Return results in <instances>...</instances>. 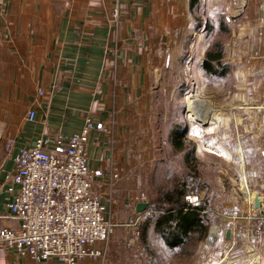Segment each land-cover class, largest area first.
Here are the masks:
<instances>
[{
	"label": "crops",
	"instance_id": "crops-1",
	"mask_svg": "<svg viewBox=\"0 0 264 264\" xmlns=\"http://www.w3.org/2000/svg\"><path fill=\"white\" fill-rule=\"evenodd\" d=\"M239 4L242 12L234 15L238 25L229 30L223 47L224 107L213 108L217 92L208 86L197 97L208 107L210 121L200 124L190 114V95L175 96L182 103L175 124L185 134L184 144L191 143L192 159L206 152L209 164L217 157L223 161L218 169L223 205L205 211L207 216L219 214L211 223L214 238L204 239L222 248L212 250L210 264H264V230L257 232L254 222L232 225L224 219L236 202L232 185L238 183L242 194L239 209H246L245 198L264 193V0ZM196 10L191 0H0V227L18 226L9 204L18 192L12 179L21 149L41 135L52 140L81 132L87 116L93 115L104 130L89 135V166L105 173L94 180L93 191L102 200L105 217L116 224L110 237L97 244L104 252L97 264H161L157 251H170L181 261L185 246L200 242L184 239L172 246L177 233L179 241L183 238L178 231L168 241L161 237L155 223L160 212L150 214L153 200L146 185L155 180L157 164L169 174L165 150L178 158L185 149L175 146L171 136L165 145H156L150 85L153 69L159 71L161 85L165 81L167 60L181 51L179 41ZM208 50L190 47L186 57L205 58ZM183 57H175L178 77L186 71ZM194 66L202 79L213 76L202 64ZM31 110L32 121L27 119ZM184 111L187 119L192 117L187 123ZM9 137L16 140L10 149ZM179 167L175 182L184 180V168L196 173L187 160ZM142 202L147 206L138 210ZM0 264L37 263L26 253L0 248ZM39 264L59 262L51 258Z\"/></svg>",
	"mask_w": 264,
	"mask_h": 264
},
{
	"label": "built area",
	"instance_id": "built-area-1",
	"mask_svg": "<svg viewBox=\"0 0 264 264\" xmlns=\"http://www.w3.org/2000/svg\"><path fill=\"white\" fill-rule=\"evenodd\" d=\"M27 119L34 120L35 111ZM94 130H104V124L88 115L81 132L52 140L41 135L21 149L12 179L18 192L9 204L18 226L0 227V248L26 253L37 264L51 258L59 264H97L104 257L97 244L110 237L116 224L105 217L102 200L93 191L94 180L105 176L89 166L87 142ZM15 141L9 137L7 147ZM256 194L259 207L253 202ZM245 199L246 209L230 208L224 219L232 225L254 222L256 231H263L264 193ZM187 201L201 203L193 191Z\"/></svg>",
	"mask_w": 264,
	"mask_h": 264
},
{
	"label": "rangeland",
	"instance_id": "rangeland-1",
	"mask_svg": "<svg viewBox=\"0 0 264 264\" xmlns=\"http://www.w3.org/2000/svg\"><path fill=\"white\" fill-rule=\"evenodd\" d=\"M242 9L243 7L241 4H239V0H200L199 7L193 14L191 13L190 15L192 19L191 22L188 24L187 30L184 32V37L181 39V41H179V45L182 47L181 51H178L177 54L169 56L167 60L168 70L162 72V75L165 76V81L163 82L162 85L159 80V75H160L159 71L153 69L150 90L153 94V100L151 103V111H152V119H153L152 135L154 140L156 141V145H165L166 138H168V136L169 137L172 136V131L177 126V124H175V122L177 121L175 114L177 111L180 110V106L182 103H180L179 100L176 102V98H175L176 94H178V97L183 94L184 99H186V97L190 95L189 98H192L193 100L197 101L196 102L197 107L194 106L190 107L191 110L190 114L193 116L196 115L197 119H200L198 115L199 112L201 113V111L205 110L206 108V104L202 102L203 99L200 98L199 96V100H198L197 95H201L202 93H207L208 86L210 87L215 86L217 92L218 100L215 107L213 108L218 109L219 107L221 108L224 107V103L222 101L223 86H222V82L220 81L222 79L221 76L218 75L211 76V78L207 79V81L202 79L199 76L200 75L199 68L197 69V71H195L194 64L201 65L204 58H201V56L200 58L198 57L193 58L192 56L186 57L188 55L186 52L190 50V47L191 50L194 51L195 50L198 51V49L203 50L206 48L211 49L212 47H214V44L217 42L222 43L224 47V42L226 41L225 39L229 40L230 37L229 30L237 26L239 22L238 17L234 18V15H239L242 12ZM179 52L181 53V57L184 56L183 59L186 58L184 61V66L186 67L185 68L186 71L185 74H183V76L181 75V77L177 76L178 72H176L174 69L176 67L174 65L179 61V59L178 60L175 59V57L180 55ZM169 63L173 64L172 67H169L170 66ZM176 76H177V80H176ZM202 114H205V112H202ZM186 116L187 113L186 111H184V117H183L184 123H187L188 119H192L191 116L188 117V119L186 118ZM178 119L180 120L182 118L178 117ZM209 121L210 119L206 118L205 121L200 119L199 122L200 124L201 123L206 124ZM186 143H188V141ZM184 145L187 146L184 147L185 149L184 152H181L182 154L179 151L178 158H176V155H173L169 150L164 151L163 153L164 157L166 158L168 163H171L168 166L169 174L167 173L165 175L166 167H162L159 164H157V166L154 167L155 169L153 174L155 173L154 174V176H156L155 180H153L151 183L146 182V185L148 186L150 198L152 200H155L158 197V194L162 190L163 191L172 190L173 186L176 183H179V181L175 182L174 175H178L181 173L180 171L179 172L177 171L178 174H175V171L177 170V168H180L179 167L180 162L186 161V154L189 152L188 148L190 147L189 145H191V143ZM195 167H196L195 170L196 175H194V179L190 178L189 176L190 174H188L190 173L189 170H186V168H184L185 170H183L184 173L183 179L191 180V184L195 183V185H197L190 189L188 195L192 193V189H193V191L201 199V203L205 205L207 211L212 209L214 204L217 207L219 206L222 207L224 201L223 197L225 192L221 187L224 181L221 180L222 178L220 179L221 176L218 173V169L223 168V161L221 160V158L217 157L215 160L210 159V164H209L208 154L206 152L200 153L199 156L197 157ZM187 168L189 169V167ZM234 172L235 171H233V173ZM170 173L171 176H169ZM231 194L233 195L232 201H236V202L235 205L232 204L230 208L238 207L237 202L242 201L241 198L242 194L238 187V183L232 185ZM187 196H186V200H187ZM217 216H219V214L216 215L212 214V215H208L207 216L208 218L206 217L207 218L206 221L209 225V229H208V235L205 240L214 238L213 233H211V228H212L211 223L213 221V218ZM152 239H153L152 241L158 240L157 237L156 238L153 237ZM205 240L202 242L200 241L198 243H194L193 246L189 244L188 246H185V249L182 251L183 253L181 254L182 256L181 261H179L170 251L169 252L157 251L156 257L158 255L160 257H163L164 260L162 259V261L160 262L161 264H210L211 261L209 260V258L211 259V254L213 253L212 250H214L215 247L212 246L213 244L208 245V242L206 243ZM215 249L217 253L222 248L220 245H218L217 248ZM185 250L187 256L184 255ZM218 254L220 255L222 253H218ZM140 263H142V261L138 262V264Z\"/></svg>",
	"mask_w": 264,
	"mask_h": 264
},
{
	"label": "trees",
	"instance_id": "trees-1",
	"mask_svg": "<svg viewBox=\"0 0 264 264\" xmlns=\"http://www.w3.org/2000/svg\"><path fill=\"white\" fill-rule=\"evenodd\" d=\"M199 5L200 0H191L192 9L198 8ZM223 57V45L217 42L214 44V47L206 52L205 58L202 61L204 70L210 75L222 76L225 73ZM184 136L185 134H181L177 126L172 131L171 136L174 145L178 148L186 147L184 141H182ZM192 158L193 155L191 150L186 154V160L195 171L196 167L193 164H195L196 161ZM191 159L194 161H191ZM194 175H196V173H192L189 176L194 179ZM191 188H193L191 180H183L176 183L172 190H162L158 194V197L150 202L152 209L150 214L160 212L155 223L161 237L168 241L170 237L173 238L178 235V240H172L174 241L172 246L177 243L180 244L184 239H187L191 244L193 242L202 241L208 234L209 225L206 221L208 217L205 213V211H207L205 205L203 203L194 205L186 200V196ZM149 221L150 220L147 219L142 224L144 233L146 232V226L149 224ZM176 231L179 233L183 232V238L180 241L179 234Z\"/></svg>",
	"mask_w": 264,
	"mask_h": 264
},
{
	"label": "water",
	"instance_id": "water-1",
	"mask_svg": "<svg viewBox=\"0 0 264 264\" xmlns=\"http://www.w3.org/2000/svg\"><path fill=\"white\" fill-rule=\"evenodd\" d=\"M253 202H254V205H255L256 207H259L260 204H261V198L256 194V195H254V197H253ZM146 206H147V203L142 202V203H139V204L137 205V209H138V210H143V209L146 208ZM230 235H231V230L228 229L227 232H226V236L229 238Z\"/></svg>",
	"mask_w": 264,
	"mask_h": 264
},
{
	"label": "bare ground",
	"instance_id": "bare-ground-1",
	"mask_svg": "<svg viewBox=\"0 0 264 264\" xmlns=\"http://www.w3.org/2000/svg\"><path fill=\"white\" fill-rule=\"evenodd\" d=\"M191 106H194V107H197L196 105V102H193V99L191 100ZM194 109V108H193ZM206 110V111H205ZM205 110H204V112H205V114H202V113H200V114H198L199 115V118L200 119H202V120H206V118L209 116L208 115V112H209V110L207 111V107L205 108ZM201 116V117H200ZM246 185V184H245ZM249 189V188H248Z\"/></svg>",
	"mask_w": 264,
	"mask_h": 264
}]
</instances>
